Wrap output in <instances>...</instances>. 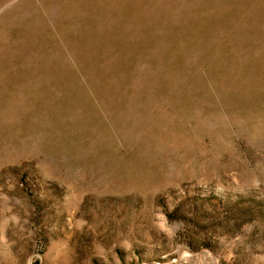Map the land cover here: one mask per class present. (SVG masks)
Returning a JSON list of instances; mask_svg holds the SVG:
<instances>
[{"label":"rangeland","instance_id":"obj_1","mask_svg":"<svg viewBox=\"0 0 264 264\" xmlns=\"http://www.w3.org/2000/svg\"><path fill=\"white\" fill-rule=\"evenodd\" d=\"M0 264H264V0H0Z\"/></svg>","mask_w":264,"mask_h":264}]
</instances>
